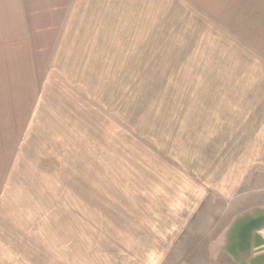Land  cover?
<instances>
[{"label":"rangeland","instance_id":"374dc122","mask_svg":"<svg viewBox=\"0 0 264 264\" xmlns=\"http://www.w3.org/2000/svg\"><path fill=\"white\" fill-rule=\"evenodd\" d=\"M23 4H0V264H264V0Z\"/></svg>","mask_w":264,"mask_h":264},{"label":"crops","instance_id":"0c3cea01","mask_svg":"<svg viewBox=\"0 0 264 264\" xmlns=\"http://www.w3.org/2000/svg\"><path fill=\"white\" fill-rule=\"evenodd\" d=\"M0 1H3L0 4H4V1H9V3H14V4H18V2H20V4H23V3H26L27 0H0ZM23 6H24V4H23ZM3 10H5V9L3 8ZM23 262H24V260H23ZM12 263L13 264H22V261H20L17 258H13V262ZM24 263H26V262H24Z\"/></svg>","mask_w":264,"mask_h":264}]
</instances>
